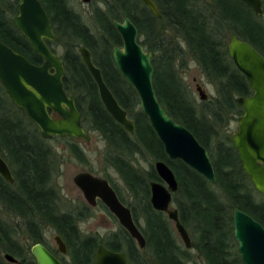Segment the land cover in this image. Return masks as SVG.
Wrapping results in <instances>:
<instances>
[{
	"label": "trees",
	"instance_id": "obj_1",
	"mask_svg": "<svg viewBox=\"0 0 264 264\" xmlns=\"http://www.w3.org/2000/svg\"><path fill=\"white\" fill-rule=\"evenodd\" d=\"M19 1L0 0V42L31 63L40 64L42 58L33 53L26 39L13 26ZM39 1L51 20L56 37L55 42L46 44L55 54V45L62 48L58 56L65 69L64 89L74 97L84 129L88 124L105 140L103 160L124 182L134 203L127 207L145 237L146 246L139 249L123 229L102 240L82 235L78 220L90 215L81 210L85 217L73 215L59 207L61 198L54 184L59 167L55 153L25 113L12 104L0 84V156L14 178L10 185L0 177V253L10 254L24 264H35L30 250L25 254L21 248L22 237L28 244L48 247L45 233L50 229L66 245L67 254L60 259L63 264H94L98 244L111 251H124L128 264H149L144 257L146 252L152 264H189L188 251L179 246L171 222L150 205L149 183L160 180L153 164L149 171L138 166L139 159L149 157L153 162H165L174 173L178 190L172 194V205L194 242L192 249L201 257L200 264H242L238 252L230 251L235 242L233 210L237 208L248 213L264 227V199L262 202L253 200V194L260 195L243 172L233 145L228 144L231 138L227 137L225 142L219 131L232 116L242 114L235 97L251 95L246 79L229 58L228 36L233 34L248 42L264 56V0L262 18L255 17L238 0H152L160 18L140 0H99L102 6L93 12L96 22L93 31L68 7L67 0ZM124 17L137 28L138 43L154 53L152 83L158 102L207 150L215 172V184L181 161L167 159L139 107L135 91L117 70L111 54L122 42L113 21L121 22ZM80 47L91 52L105 84L133 122L134 135L126 133L105 111L96 85L82 63ZM186 54L206 80L217 88V98L209 111H196L189 93L175 74L174 69L183 64ZM24 122L32 124L34 132L28 131ZM53 139L67 143L70 154L83 161L82 150L75 139ZM114 190L124 204L123 197L115 187ZM136 205L140 206L139 211ZM140 218L144 227L138 224ZM1 254L0 264H7L2 261ZM27 254L28 261L24 256Z\"/></svg>",
	"mask_w": 264,
	"mask_h": 264
},
{
	"label": "water",
	"instance_id": "obj_2",
	"mask_svg": "<svg viewBox=\"0 0 264 264\" xmlns=\"http://www.w3.org/2000/svg\"><path fill=\"white\" fill-rule=\"evenodd\" d=\"M140 1L156 18L161 17L152 0ZM238 1L256 17L262 16L261 0ZM81 2L87 5L91 0ZM12 23L32 51L42 58V63H31L0 42V84L10 101L38 128L42 139L50 141L53 138H72L89 142L90 137L82 125L75 99L64 89L63 61L46 44L55 42L56 37L41 2L20 0ZM113 26L122 42L121 47L113 48V62L120 75L135 91L139 107L159 139L167 159L181 161L205 180L215 184V172L207 150L186 127L175 122L158 102L152 83L154 53L146 51L138 43V30L127 17L121 22L113 21ZM227 51L251 90L250 96L236 98L242 114L237 118V128L231 134V142L243 172L254 190L264 198V56L233 34L228 36ZM79 54L96 85L105 111L126 133L134 135L133 122L105 84L101 70L93 63L91 52L86 47H80ZM196 92L200 101L207 100L206 93L198 85ZM153 168L160 182L149 183L150 205L153 210L167 216L184 248L190 250V236L179 220L177 209L172 208V194L178 190L174 173L163 161L154 162ZM0 177L10 185L14 183L11 170L1 156ZM73 183L88 205L95 207L97 201L102 202L137 247L141 250L145 248V237L136 225L131 210L119 200L107 180L82 172L73 178ZM232 225L241 263L264 264V227L237 208L233 210ZM53 240L57 251L65 256L67 248L64 241L58 235H54ZM30 252L35 264H63L42 244L32 246ZM4 258L9 263H18L10 254H5ZM94 264H128V260L124 251H111L103 244H98Z\"/></svg>",
	"mask_w": 264,
	"mask_h": 264
},
{
	"label": "rangeland",
	"instance_id": "obj_3",
	"mask_svg": "<svg viewBox=\"0 0 264 264\" xmlns=\"http://www.w3.org/2000/svg\"><path fill=\"white\" fill-rule=\"evenodd\" d=\"M67 4L70 9L80 15L83 23L91 31H93L96 26V22L92 17L93 12L96 8H100L102 6L99 0H91V3L87 5L83 4L81 0H67ZM262 22L264 24V20ZM54 49L56 50L57 55L61 56L62 48L58 45H55ZM174 70L177 78L180 80V82L184 85L187 92L189 93L192 103L196 108V111L199 112L200 109L209 111L212 108L213 101H215L217 98L216 86L206 80L197 64L190 58L188 54H186L185 58L183 59V64L181 66L177 65L176 69ZM197 85L200 86L207 95V100L205 102L199 100V95L196 92ZM236 98L238 97H235V99ZM240 115L232 116V118H230L229 121L224 125V127H222L219 131V134L221 136L220 138L222 140L224 139L225 142H227L226 138H231V134L235 132L237 128V118ZM25 124L28 131L34 132L35 127L32 124ZM85 130L90 137L89 142L75 139L76 143L79 144V149L82 150V162L70 154L67 143L58 141L56 139H52L50 141L45 142L46 144L50 145L51 149L54 151L55 158L56 160H58L59 164L58 171L54 175V184L58 189L61 198L59 200V207L63 211H68L73 215L79 214L85 217L89 214V217H85L81 220H78V228L83 236L97 237L99 240H102L109 235L117 234L120 230H122V228L118 224L117 220L109 213V211L102 204H98L95 207H91L86 203L82 196V193L74 185L73 178L79 173L88 172L93 176L107 179L123 197L124 204H127L126 206H129L130 208L134 206V203L130 198L129 193L126 191L125 184L120 178L119 174L112 167L106 165L105 161L103 160L106 148L105 140L99 133L92 130L88 124L85 125ZM228 144L232 145L231 142ZM153 163L154 162L149 157H145L139 159L138 166H140L143 171H149ZM252 196L253 200L256 202H262V200L264 199L261 195L258 196L256 194H253ZM135 207L136 210L139 211L140 206L136 205ZM172 208H175V205H172ZM80 210L83 213H86V215L81 214ZM165 217L167 218L166 215ZM12 221L15 222V219ZM138 224L141 227H144V223L141 218L138 220ZM170 226L179 246L184 248L179 236L177 235L173 227V224L170 223ZM54 235L55 234L50 229L46 231L45 238L47 240V246L53 252H56L58 258H62L63 256H61L57 251V245L53 240ZM190 239L191 242L194 243L191 236ZM25 240L26 239L22 237L20 245L21 248L23 247V252L26 254V252H29V249L32 247V244L26 243ZM187 251V257L190 259L189 264H200L202 262L201 257L198 255L195 249H190ZM230 251L233 254H235L236 251L238 252L236 242L232 244V248L230 249ZM1 256L3 257V253ZM24 256L25 259L28 261V254ZM147 256H149L148 252L144 254V257L147 258L149 264H152L150 257L148 258ZM65 259L68 260L67 257Z\"/></svg>",
	"mask_w": 264,
	"mask_h": 264
},
{
	"label": "flooded vegetation",
	"instance_id": "obj_4",
	"mask_svg": "<svg viewBox=\"0 0 264 264\" xmlns=\"http://www.w3.org/2000/svg\"><path fill=\"white\" fill-rule=\"evenodd\" d=\"M261 3H262V8H263V0H261ZM250 10V9H249ZM251 11V10H250ZM252 12V11H251ZM255 16V15H254ZM256 17V16H255ZM263 17V14H262V16L261 17H257V18H262ZM264 20V19H263ZM42 63V62H41ZM54 117H56V115L55 114H52ZM154 164V163H153ZM102 179H104V178H102ZM105 180H107V179H105ZM108 181V180H107ZM109 182V181H108ZM109 184L111 185V183L109 182ZM111 187L114 189V187L111 185ZM98 204H102L103 206H104V204L102 203V202H100V201H97V204H96V206L98 205ZM105 207V206H104ZM106 208V207H105ZM107 209V208H106ZM108 210V209H107ZM110 213V212H109ZM34 245H36V244H34ZM34 245H32V246H34ZM44 246V245H43ZM48 250H49V252L50 253H52L57 259H61V258H58L57 257V254H56V252H53L49 247H46ZM31 249V248H30ZM29 249V250H30ZM1 254V253H0ZM5 254H7V253H3V259H2V261L3 262H5V263H7V264H12V263H9V262H7L6 261V259L4 258V255ZM30 254H31V252H30ZM60 254V253H59ZM2 255V254H1ZM32 255V254H31ZM61 255V254H60ZM61 256H63V255H61ZM66 256V255H65ZM65 256H63V257H65ZM33 257V256H32ZM34 259V258H33ZM35 262V261H34ZM17 264H24L23 262H21V261H19L18 260V263Z\"/></svg>",
	"mask_w": 264,
	"mask_h": 264
},
{
	"label": "bare ground",
	"instance_id": "obj_5",
	"mask_svg": "<svg viewBox=\"0 0 264 264\" xmlns=\"http://www.w3.org/2000/svg\"><path fill=\"white\" fill-rule=\"evenodd\" d=\"M32 50V49H31ZM34 53V52H33Z\"/></svg>",
	"mask_w": 264,
	"mask_h": 264
}]
</instances>
